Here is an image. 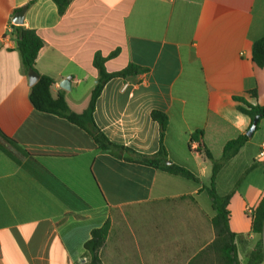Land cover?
Masks as SVG:
<instances>
[{"label":"crops","instance_id":"1","mask_svg":"<svg viewBox=\"0 0 264 264\" xmlns=\"http://www.w3.org/2000/svg\"><path fill=\"white\" fill-rule=\"evenodd\" d=\"M18 26L42 39L36 70L55 80L53 95L64 93L74 113L89 107L97 54L108 73L143 69L107 82L94 121L113 144L154 157L161 125L152 114H165L168 162L200 183L104 152L84 129L35 110ZM262 38L264 0H71L64 14L53 0H0V142L8 151L0 148V264L87 263L85 244L108 220L104 264H227L221 248L208 250L213 162L191 142L199 131L223 164L217 189L232 194L230 227L247 264L264 241L252 231L264 196V119L235 157H222L251 127L236 98L264 106V68L252 59Z\"/></svg>","mask_w":264,"mask_h":264},{"label":"trees","instance_id":"2","mask_svg":"<svg viewBox=\"0 0 264 264\" xmlns=\"http://www.w3.org/2000/svg\"><path fill=\"white\" fill-rule=\"evenodd\" d=\"M53 1L58 6V10L61 14L65 13L71 2V0ZM29 5L23 7L19 11H25ZM16 34L18 37V52L23 61L25 71L27 73L31 70L37 72V61L45 48L42 39L35 31L26 29L23 26L16 27ZM252 59L257 66L264 68V38L254 43L252 48ZM105 63L106 58L101 54H97L95 56L94 66L98 71L99 78L92 93L89 107L82 114H77L70 110L64 93L60 92L57 96H54L53 88L56 85L55 80L50 77L43 76L38 72L39 80L31 86L29 91L28 98L31 106L39 112L63 117L69 122L84 129L93 137L98 148L104 152L117 155L120 158H123V155L126 154L127 157H125V160L134 161L157 169L161 168L171 175L200 183V180L187 169L174 164L168 165V154L163 143L168 123V118L165 114L160 112H154L152 114L153 119L161 125V147L159 152L154 157H136L135 152L126 147L113 144L100 131L94 121V112L97 99L101 95L107 82L118 77L126 78L128 76L138 75L143 71V69H140L139 67L130 65L122 71L108 73L105 68ZM251 95L256 97V92H252ZM236 101L239 103V110L251 119V126L256 117H260V122L264 119V106L251 105L244 98H236ZM0 136L6 138L1 130ZM202 136H204V131H199L192 136L191 142H199L201 150L204 149L205 157L213 162L211 185L210 187H205V190H207L211 198L213 209L216 213L215 217L212 219V224L216 232V240L208 250L219 247L223 250L224 258L227 264H240L236 245V239L238 236L231 230L230 227L231 213L228 207L232 194L219 193L216 181L223 164L215 159L210 148L203 142ZM249 140L250 138L247 134L240 135L237 139L229 140L224 147L222 160H230L235 157L239 153L240 149ZM0 148L8 153L7 149L2 146L1 142ZM110 230L111 223L108 220L102 227L92 231L90 239L85 244V257L88 261L87 263L84 262L82 264H104L101 252L107 242ZM252 231L255 234L264 235V196L254 211ZM262 262H264V241L260 240L254 251L250 254L247 264H261Z\"/></svg>","mask_w":264,"mask_h":264},{"label":"water","instance_id":"3","mask_svg":"<svg viewBox=\"0 0 264 264\" xmlns=\"http://www.w3.org/2000/svg\"><path fill=\"white\" fill-rule=\"evenodd\" d=\"M23 18H24V12L21 11L19 12L15 19H14V23L16 25H21L23 24ZM29 80H30V84L31 86H33L38 80H39V74L34 71V70H31L29 72ZM71 83H72V78L69 77L67 78L63 83H62V87L65 88L66 90H69L71 88ZM259 121H260V117H256L252 123V126L250 127V129L247 131V136L249 138H252L254 133L257 131L258 129V126H259ZM171 163L168 162V165H170Z\"/></svg>","mask_w":264,"mask_h":264},{"label":"built area","instance_id":"4","mask_svg":"<svg viewBox=\"0 0 264 264\" xmlns=\"http://www.w3.org/2000/svg\"><path fill=\"white\" fill-rule=\"evenodd\" d=\"M263 148H264V144H263ZM261 157H264V151H262V153L260 154Z\"/></svg>","mask_w":264,"mask_h":264}]
</instances>
